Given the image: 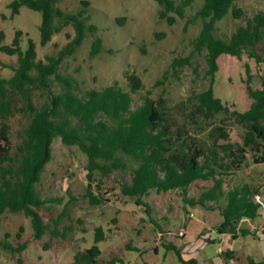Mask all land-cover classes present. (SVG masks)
Here are the masks:
<instances>
[{
	"label": "rangeland",
	"instance_id": "1",
	"mask_svg": "<svg viewBox=\"0 0 264 264\" xmlns=\"http://www.w3.org/2000/svg\"><path fill=\"white\" fill-rule=\"evenodd\" d=\"M10 1L0 0L2 43H10L19 29L23 48L26 38H33L37 59L45 60L46 56H57L74 37L75 31L68 24L54 33L45 45H40V13L21 7L18 14L11 16L7 6ZM82 1H87V5ZM202 1L193 0L186 7L184 18L169 13L175 17L174 22L169 23L159 16L162 7L156 0H60L55 5L66 12L85 7L88 23L97 26L95 34L102 38L106 51L91 55L92 36L88 34L72 53L65 54L58 72L75 80L78 94L90 88L101 89L115 81L122 89L130 91L126 73L134 72L141 79L142 87L131 92V107L142 104L145 97L160 99L175 129L189 121L191 113L195 112V93L208 86L205 51H197L194 45L202 23L199 18L190 19ZM236 6L242 9V16L235 18L229 13L217 21L214 31L217 37L227 38L237 26L244 25L247 18L264 11V0H237ZM15 65L16 55L0 52L1 77H10ZM263 78L264 63H256L246 53L240 58L221 54L215 73L214 96L230 109L244 111L251 104L246 80L253 88H260ZM52 88L55 92L60 90L56 82ZM31 97L36 106L46 100L45 94L36 88L31 90ZM20 106V97L14 95V106L5 120L9 124L13 157L28 124V116L19 110ZM220 117L218 115L214 123H219ZM222 124L227 128L230 141H242L243 126L230 116ZM208 131V127L198 124L189 128L188 135L194 136L196 142L209 145ZM51 147V158L36 183L41 198L50 200L41 208L50 230L37 238L29 217L22 212H5L0 223V264H17L16 256L25 264H73L76 253L95 243L96 228H101L103 233V239L96 242L100 249L97 259L101 264L113 257L117 259L115 264H225L221 250L227 249L234 252L231 264H245L248 256L256 260L264 257V235L259 230L264 224L263 208L254 220L238 222V227L248 228L250 234L236 233L238 237L234 239L228 233L224 239L216 230L222 221L218 208L208 209L186 202L207 190L213 183L211 179L196 180L185 195L180 188L151 189L141 198L142 203L137 204L135 196L121 190L123 183L130 182L131 170L137 164L131 157L121 154L126 167L113 169L105 176L95 171L88 189L85 153L76 145L64 144L59 136L54 138ZM219 171L223 172H218V177L224 193L248 184L252 190L257 188L264 204V163L255 164L249 159L239 170ZM223 197L218 203L209 201V204L224 205ZM58 215L62 219L55 226L51 218ZM183 231H186L185 236ZM20 244L25 247L19 253ZM171 244L179 248V254L165 246Z\"/></svg>",
	"mask_w": 264,
	"mask_h": 264
},
{
	"label": "trees",
	"instance_id": "2",
	"mask_svg": "<svg viewBox=\"0 0 264 264\" xmlns=\"http://www.w3.org/2000/svg\"><path fill=\"white\" fill-rule=\"evenodd\" d=\"M58 1L11 0L7 5L11 16L18 14L21 7L40 13V45H45L54 33L68 24L72 25L75 35L57 56H46L42 60L37 59L33 38L28 36L23 48L21 30H16L10 43H2L4 34L0 32V52L16 55L12 75L0 76V223L5 212H22L29 217L35 237L41 238L50 230V224L44 221L41 213V208L50 200L41 198L36 183L51 158L52 142L59 136L64 144L76 145L87 156L88 189L95 171L105 176L113 169L125 168L121 154L126 155L137 164L131 170L130 182L123 183L121 190L135 196L137 204L142 203L141 198L151 189L180 188L185 195L196 180L211 179L213 183L207 190L186 202L208 209L218 208L222 215V221L216 227L218 233H230L233 238L238 236L236 233L250 234L248 228H239L238 222L254 220L260 209L264 210V204L255 199L257 188L252 190L248 184H243L224 193L218 172L239 170L249 159L255 164L264 163V78L260 88H253L246 80L251 104L244 111L230 109L215 97L214 82L221 54L240 58L246 53L256 63H264V11L247 18L246 23L237 26L227 38H220L214 33L217 21L229 13L235 18L241 17L243 11L236 6L237 0L202 1L190 19L199 18L202 23L194 45L197 51H205L208 86L195 93V112L191 113L189 121L172 129L173 124L160 99L145 97L142 104L131 107V92L142 87L141 79L134 72L126 73L130 91L122 89L115 81L101 89H87L83 94L77 93L73 78L58 72L65 54L72 53L88 34L92 36L91 55L106 51L102 38L95 34L97 26L88 23L85 7L66 12L55 5ZM156 1L162 7L159 16L173 23L175 17L169 13L184 18L185 9L193 0ZM82 3L87 5L88 2ZM184 62L188 63V59ZM246 70L248 72L247 66ZM54 82L60 86L58 92L52 88ZM33 88L46 96L39 106L32 101ZM14 95L20 97L22 106L19 110L28 116V124L13 157L9 124L5 120L14 106ZM218 115H221L219 123H214ZM229 116L244 128L240 143L230 141L227 128L222 124ZM198 124L209 128V145L196 142L194 136L188 135L189 128ZM222 196L224 205L209 204V201L218 203ZM94 200L99 202V199ZM61 219L58 215L51 218V222L57 226ZM102 235L101 228H96L95 243L76 253L73 264H101L97 259L100 249L96 242L103 239ZM165 246L179 254L177 246ZM24 247L20 244L17 251L20 253ZM233 253L231 250L221 252L225 264H231L229 260ZM15 261L25 264L20 256H16ZM116 261L113 257L104 264H115ZM245 264H264V259L248 256Z\"/></svg>",
	"mask_w": 264,
	"mask_h": 264
},
{
	"label": "crops",
	"instance_id": "3",
	"mask_svg": "<svg viewBox=\"0 0 264 264\" xmlns=\"http://www.w3.org/2000/svg\"><path fill=\"white\" fill-rule=\"evenodd\" d=\"M185 227H186V226H185ZM183 233H184V236H185V235H186V231H183ZM217 233H218V232H217ZM221 235H223V236H224V239H225V236L228 235V233H221ZM237 237H238V236H237ZM237 237H236V238H237ZM236 238H234V239H236ZM208 240H211V237H209ZM227 250H231V251H233L232 249H227ZM223 251H224V250H223ZM221 252H222V250H221ZM233 254H234V253H233ZM251 257H252V256H251ZM235 259H236V258H235ZM246 259H247V258H246ZM262 259H264V257H263ZM231 260H234V259H230V260H229L230 263H231ZM255 260H256V259H255ZM260 260H261V259H260Z\"/></svg>",
	"mask_w": 264,
	"mask_h": 264
},
{
	"label": "built area",
	"instance_id": "4",
	"mask_svg": "<svg viewBox=\"0 0 264 264\" xmlns=\"http://www.w3.org/2000/svg\"><path fill=\"white\" fill-rule=\"evenodd\" d=\"M255 199H256L257 201H259V202H261V203H262V201H260V198H259V196H258V195L255 197ZM190 215L192 216V214H190ZM259 230H260L261 234H263V235H264V224L260 225V228H259Z\"/></svg>",
	"mask_w": 264,
	"mask_h": 264
}]
</instances>
